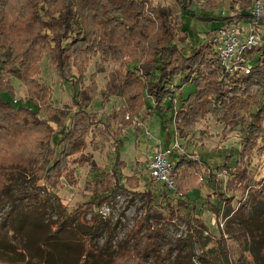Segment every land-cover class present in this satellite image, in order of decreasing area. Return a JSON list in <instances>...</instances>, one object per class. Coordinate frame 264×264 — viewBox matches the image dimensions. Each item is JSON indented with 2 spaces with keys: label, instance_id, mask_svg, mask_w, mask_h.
<instances>
[{
  "label": "rangeland",
  "instance_id": "rangeland-1",
  "mask_svg": "<svg viewBox=\"0 0 264 264\" xmlns=\"http://www.w3.org/2000/svg\"><path fill=\"white\" fill-rule=\"evenodd\" d=\"M10 1L12 6L8 12L12 15L27 17L36 14L33 7L38 0ZM187 1L191 2L190 10L195 15L182 11L183 0L145 1L140 21L142 37L150 38L153 45L173 38L185 54L197 48L199 56L209 59L212 55L210 38L224 24L238 27L242 34L253 28L256 33L264 35V23L220 21L242 11L239 6H232L229 0ZM258 1L262 2L264 10V0ZM59 3L60 0L45 3L47 14H54ZM91 24V29L95 28L90 32V42L83 44L80 51L67 52L60 70L55 69L51 53L41 52L40 59L33 62L36 71L32 73L23 70L19 62H11L12 52L8 47L0 50V80H8L12 87V92L3 95L4 100L24 103L36 111L42 121L53 119L55 123L50 124L54 130L65 124L69 128L77 125L85 132L81 138L76 137L82 144L73 146L74 151L66 158L62 170L59 169L58 178L36 181L41 202L37 210L23 209L16 197L19 190H32V180L20 169L10 170L9 183L0 194V223L11 207H15L17 215L12 229L17 247L22 248L25 256L39 262L47 254L56 257V249H60L57 252L60 264H75L82 252L74 236L79 234L91 247L85 264H107L116 251L132 250L138 246L137 237L142 240L148 236L143 221L149 206L145 189H150L156 196L160 191L168 190L174 194H186L187 201L194 200L197 206L201 203L195 210L199 222L190 208L178 207L179 213L172 218L167 210L153 208L148 223L162 231L152 246L141 249L142 264H205L203 255L214 252L213 240L221 234L224 237L241 234L247 240L242 259L249 264H264V238L259 237L260 229L264 228L261 223L264 207L254 209V220H243L239 216L241 213H237L239 200L250 198L251 201L252 193L264 182V119L256 121L248 149L243 150L242 146L245 141L242 130L248 126V114L254 112L257 102L264 100V55L258 49L248 51L242 67L233 72V79L242 83V91L232 98L235 102L225 119H219L204 109L187 112V102L179 110L182 106L179 101L194 93L196 84L175 78L174 83L181 85V89L174 95L178 102L174 109L178 113L172 118V112L159 114L152 103L143 100L138 84L127 78L125 72V66L134 59L137 62L142 57L149 58L150 51L144 47L147 42L144 46L138 44V35L136 37L127 30L103 33L95 23ZM246 68L250 69V74L245 73ZM208 69V65H203L199 80L200 100L207 99L210 94L209 85L205 83L210 78ZM28 80L31 81L30 89ZM47 88L51 99L41 97L42 90ZM75 91L83 109L91 117L78 112L72 98ZM148 108L155 112L151 113ZM126 121L128 125L122 129L121 124ZM120 128L115 152L114 142ZM60 138L58 135L57 139ZM40 147L43 151L47 147L53 150L55 142L49 138L47 147L45 143ZM156 148L171 150L174 155L192 160L180 163L178 170L172 173L174 185L171 188L151 180L144 168L145 158ZM239 152L242 164L250 171L239 186L241 189L234 193L236 199L228 207L220 205L217 216L210 204L211 200L216 201L206 181L207 171H213L226 161L229 166H234ZM224 175L225 172L219 173L217 177L222 179ZM116 179L122 187L112 193ZM102 196L108 197L99 200ZM176 198L173 196L170 200L173 205ZM53 223L60 227L56 238L49 229ZM131 233H137V236L131 237ZM187 239H191L190 245ZM4 241L7 242L6 237ZM0 250V264H25L7 262L6 258L15 257V254L5 248Z\"/></svg>",
  "mask_w": 264,
  "mask_h": 264
},
{
  "label": "trees",
  "instance_id": "trees-1",
  "mask_svg": "<svg viewBox=\"0 0 264 264\" xmlns=\"http://www.w3.org/2000/svg\"><path fill=\"white\" fill-rule=\"evenodd\" d=\"M52 1L55 0H38L37 4L33 7L36 14L24 17L12 15L8 12L12 6L10 0H0V50L8 47L12 52L11 62L14 64L19 62L23 70H31L34 73L36 70L33 62L40 59L41 52L43 54L51 53L55 69L60 70L67 58V52L80 51L83 44L90 42V32L94 31L95 28L91 29L93 25L91 23H95L99 28L98 30L104 31L103 33L127 30L136 37L138 35V44L144 46V42H147V45L144 47H147V50L150 51L149 58L145 60L142 57L137 62L134 59V62L132 61L125 66V72L127 78L130 77V79H133L138 84L143 100L147 99L152 103L154 109L159 114L172 112V118H175L178 113L174 109L178 103L174 95L181 89V85L174 83L175 78H179L185 82L193 81L196 84V91L186 99L179 101L182 102L179 110L184 108V103L187 102L188 107L185 108L187 112L196 113L204 109L219 117V119L226 118L228 111L231 110L235 102L232 98L242 91V83H239L240 81L237 79H233V72L221 67L217 54L211 45L212 55L209 59H204L202 55L199 56L197 48H193L192 51L185 54L183 48H179L173 42V38H169L166 43L162 44L155 42L154 45L151 44L152 40L150 41V38L147 36L143 38L142 34H140V30L142 29L140 21L145 10L144 4L147 0H60L55 13L47 14L49 11L45 10V3L47 4ZM186 1L183 0L182 11L195 15V12L190 10L191 2ZM229 1L232 6H239L242 11L240 14L221 18L219 19L220 21L224 23H237L239 21L252 20L250 10L254 4L253 0ZM102 25L104 26L102 27ZM258 51L261 55H264L263 47L259 48ZM203 65H208L210 68L208 69L210 78L208 81H205L209 85L210 94L207 99L200 100L201 96L199 94L201 89L199 87V80ZM253 70H256V68H253ZM30 83L31 81L28 80L27 87L29 89ZM9 91L12 92L10 82L8 80H0V194L9 183L8 175L12 172L10 170H22L32 180V190H19L16 197L21 201L23 209L31 211L41 203L37 187L35 186L36 181L48 180L49 177L58 178L59 169L61 168L62 170L61 166L66 161V158L74 151L73 146L77 144L79 147L82 144V141H77L76 137L81 138L85 132L77 125L69 128L65 124L54 130L50 124L52 121L55 123L53 119L42 121L37 117V112L25 106L24 103L15 104L14 101L4 100L3 95ZM42 91L41 97L43 99H51L49 88ZM72 98L78 112H81V114L87 113L91 117V114L83 109L76 91ZM254 107V112L248 114L249 123L247 128L242 130V138L245 140L242 143L243 150H247L249 144L252 143L251 137L253 130L256 128V121H263L264 119V100L257 102ZM152 109H150V112L154 113L155 110L153 111ZM128 121L121 124L122 129L128 125ZM121 128L115 138V152L119 145ZM88 131L90 132L91 130L88 128ZM58 135L62 138L57 139ZM70 137L69 141H65L66 138ZM49 138L52 139L53 143L55 142L53 150L47 147ZM41 143H45L48 149L43 151L40 147ZM55 148H58V151ZM62 154L65 155L61 157ZM168 157H170L168 161L173 174L178 170L180 163H190L192 161L186 160L181 155H174V152H171V150ZM240 157L241 152H239L234 166H229L228 161H226L223 165L216 166L213 171H207L206 181L216 201L214 203L211 200L210 204L213 205L217 216L221 211L220 205L228 207L230 206V202L236 199L234 193L238 189H241L239 186L242 185V181L245 180L248 171H250L248 166L242 164ZM207 166L210 167L208 164ZM224 172L225 178L220 179L217 177L219 173ZM112 175L115 174L112 172ZM118 187L120 189L122 185L116 179L112 193ZM145 191L148 195L149 206L143 221L145 222V226H147L148 236L143 237L142 240L137 237L136 244L138 246L132 250L121 249L116 251L115 256L107 264H142L139 254L141 249L144 250L152 246L158 233L162 231V229L154 228L148 223L150 211L153 208L157 210L155 207L167 210L171 218L172 216L176 217L179 213L178 207L182 209L190 208L195 220L199 222L195 210L200 207L201 203L197 206L194 200H192L193 202H188L186 194H182L181 192H175L174 194L168 190H162L156 196L150 189H145ZM228 194L229 196H227ZM252 195L251 201L250 198L245 199V201L239 200L237 213H241L239 216L243 220L255 218V214H253L254 209L259 206L264 207V182L260 185L259 189H255ZM108 196H102L99 200L101 198L105 199ZM173 196H177L174 205L170 201L171 199L173 200ZM16 215L15 207H11V210L6 213L0 223V249L5 248L8 252L15 254V257H7V262L60 264L59 260H57V252L60 249H56V257L47 254L42 257L43 260H40L41 262L34 260L35 258H31L30 256H25L24 251L21 250L22 248L17 247L14 240L15 233L12 226ZM261 223L264 224V219ZM198 224L202 225V223ZM49 229L52 237L56 238V233L60 227L55 226V223H53L49 226ZM260 231L259 237L264 238V228L260 229ZM133 235L137 236V233H131V237ZM74 236L82 248L81 255L75 264H85V257L90 254L91 247L84 237L79 234H74ZM4 237L7 238V242L4 241ZM187 241H189L190 245L191 239H187ZM213 242L215 247L214 252L203 255L205 264H249L245 259H242L245 257L242 255H244L247 240L241 234L230 237H224L221 234ZM59 245L57 242V247ZM42 252L44 254L47 253V251L43 250ZM188 253L191 255L189 250ZM251 257L253 258L252 255ZM254 261L256 262V259Z\"/></svg>",
  "mask_w": 264,
  "mask_h": 264
},
{
  "label": "built area",
  "instance_id": "built-area-1",
  "mask_svg": "<svg viewBox=\"0 0 264 264\" xmlns=\"http://www.w3.org/2000/svg\"><path fill=\"white\" fill-rule=\"evenodd\" d=\"M250 15L252 25L264 22V10L261 1L256 0L254 2ZM210 40V45L214 48L221 67L230 72L242 67L244 56L248 51L264 48V35L256 33L253 28L242 34L238 27L229 24L217 28ZM249 72L250 69L246 68L245 73L249 74ZM169 153L170 150L162 151L156 148L145 158L143 164L151 180L162 182L164 186L171 188L174 185V179L168 161Z\"/></svg>",
  "mask_w": 264,
  "mask_h": 264
}]
</instances>
